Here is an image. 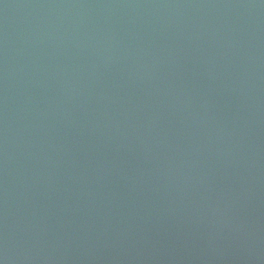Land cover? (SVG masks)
Listing matches in <instances>:
<instances>
[{"label": "water", "instance_id": "95a60500", "mask_svg": "<svg viewBox=\"0 0 264 264\" xmlns=\"http://www.w3.org/2000/svg\"><path fill=\"white\" fill-rule=\"evenodd\" d=\"M0 264H264V0H0Z\"/></svg>", "mask_w": 264, "mask_h": 264}]
</instances>
